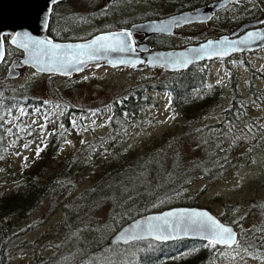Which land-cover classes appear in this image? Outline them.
Masks as SVG:
<instances>
[{"label": "rangeland", "instance_id": "obj_1", "mask_svg": "<svg viewBox=\"0 0 264 264\" xmlns=\"http://www.w3.org/2000/svg\"><path fill=\"white\" fill-rule=\"evenodd\" d=\"M248 5L250 4L240 7L233 5L228 8V13L224 11L205 27L198 26L195 31H180L176 34L174 43H180L198 33L204 35L210 32L215 36L232 30L234 26L231 28L232 24L228 23L231 19L227 21V16L232 13L242 14L241 11L245 13ZM89 30L90 27L86 25L77 35ZM7 47L10 54L13 48L10 45ZM7 65L0 66V81ZM204 67L208 83L221 85L222 95L214 105L206 109L201 117L202 121L185 122L180 110L172 105L168 91L151 90L150 102L143 103L137 116L124 128L117 146L108 152L113 158L125 152L137 158L146 153L149 144H154L156 139H161L163 133H167L170 138L165 142L166 145L174 152L189 156L194 154L191 129L218 124L219 134H222L228 128L226 137L235 142L222 176L208 184L200 176H195L181 191L153 201L148 206V211L169 208L180 198L192 197L200 207L206 205L213 214L221 216V220L233 224L238 234L232 247H218L204 242L210 249L211 264H264V108L248 92L250 78L254 89L264 97V49L234 54L226 60L214 59ZM167 75L168 72H160L155 68L94 65L70 77L41 75L26 68L21 69L15 79L4 81L3 84L24 86L40 101L41 108L28 119L35 125L38 133L43 128L47 131L53 125L55 119L52 117L45 122L47 127L42 124L52 111L53 114L56 112L54 108L59 103H68L78 110L76 114L69 115L70 126L65 133L63 146L57 148L53 164L61 167L64 159L74 157L71 176L68 173L67 178L70 179L69 189L63 195V189L55 188L41 197L39 205L28 212L25 218L12 219L11 232L15 234L14 240L7 251V258L0 264H107V259L114 251L112 245H107V240L122 224L116 228L115 222L107 218V212L101 210L95 212L85 224H80L79 228L63 227L65 216L70 221L82 212L80 209L78 214L75 213V198L98 181L101 160L105 159L101 152L80 153L79 149L82 143H90L96 136L111 132L110 111L114 98L124 91L153 80H161ZM231 77L236 80L238 96L246 105L244 109L247 115L238 116L234 126L225 121V110L229 107L232 96ZM146 94L147 91L141 93L143 98ZM250 119L263 125L244 144L241 141L245 138H242L245 132L243 122ZM214 130L215 128H209L211 132ZM43 148V133L32 134L14 145L0 164V188L21 189L24 178L20 175L29 170L39 155L45 152ZM66 208L68 210L65 212ZM259 243L263 244L259 246Z\"/></svg>", "mask_w": 264, "mask_h": 264}, {"label": "trees", "instance_id": "obj_2", "mask_svg": "<svg viewBox=\"0 0 264 264\" xmlns=\"http://www.w3.org/2000/svg\"><path fill=\"white\" fill-rule=\"evenodd\" d=\"M263 4L264 0H261L253 10L228 15L226 19H231L228 21L232 24L231 28L252 12H256V8L262 13ZM3 83L4 81H0V164L14 145L32 134L43 133L45 152L39 155L29 170L20 175L24 178L21 189L0 188V263L7 258V251L14 240L15 234L11 232L12 219L25 218L28 212L39 205L41 197L55 188L63 189V195L69 189L70 179L67 178L73 167L74 157L64 159L61 167H55L53 164L57 148L64 143L65 133L70 126L69 115L76 114L78 110L68 103H59L54 108L56 112L53 114L52 111L53 115L50 113L42 124L47 127L45 122L50 121L49 117H52L55 119L53 125H50L47 131L43 128L41 133H38L35 125L28 119L33 112L39 111L40 101L24 86ZM230 89L232 96L229 107L225 110V121L234 126L238 116H247L244 109L246 105L238 96V87L233 77L230 78ZM151 90L168 91L172 105L180 110L187 123L202 121L201 117L206 113V109L214 105L222 95L221 85L209 84L206 68L196 65L181 72H171L161 80H153L129 89L114 98L110 111L111 132L96 136L90 143H82L79 149L80 153L101 152V156H105V159L101 160L99 179L76 196L75 213L78 214L80 209L82 212L70 221L65 216L63 227L79 228L80 224L88 222L95 212L105 210L107 218L115 222V227L118 228L131 218L147 212L148 206L156 199L181 191L191 183L193 177L200 176L208 184L222 176L230 161L235 140L226 137L228 128L224 134H219L218 124L191 129L194 154L189 156L174 152L166 145L165 142L170 138L167 133H163L161 139H156L154 144H149L143 156L136 158L126 152L117 158L110 156L108 151L117 146L124 134V128L137 116L143 103L152 99ZM248 90L264 108V97L254 89L250 78ZM142 91H147L145 98L141 95ZM262 125L253 119L243 122L245 132L242 138H245L241 141L245 144L249 136L260 131ZM209 128H215L214 132L209 131ZM262 205L264 208V203ZM173 206L200 207L192 197L180 198ZM204 208L208 209L206 205ZM261 244L263 243L258 245ZM112 246L114 251L110 258L108 257L107 264H211L210 249L201 241L178 239L161 243L145 239ZM183 252L186 255L182 256Z\"/></svg>", "mask_w": 264, "mask_h": 264}, {"label": "water", "instance_id": "obj_3", "mask_svg": "<svg viewBox=\"0 0 264 264\" xmlns=\"http://www.w3.org/2000/svg\"><path fill=\"white\" fill-rule=\"evenodd\" d=\"M58 1L0 0V62L4 56L3 35H8L9 43L22 53L21 57L12 58L3 79L18 77V69L23 66L39 73L61 76L77 74L86 66L102 63L131 68L144 64L160 66L162 71H180L195 62L264 49V25L257 26L261 18L241 24L231 34L207 38L179 49L146 52V46H141L138 48L142 52L137 53L132 50L128 32L122 30L100 32L73 42L55 41L47 36L46 28L51 6ZM235 1L240 0H213L206 6L133 25L130 31L145 35L169 34L174 27L208 21L216 10ZM251 26L256 27L248 28ZM143 239L157 242L198 240L231 247L237 240V231L206 208L173 206L148 211L128 220L116 229L107 245Z\"/></svg>", "mask_w": 264, "mask_h": 264}, {"label": "flooded vegetation", "instance_id": "obj_4", "mask_svg": "<svg viewBox=\"0 0 264 264\" xmlns=\"http://www.w3.org/2000/svg\"><path fill=\"white\" fill-rule=\"evenodd\" d=\"M211 1L213 0H109L108 2H106V0H60L51 6L46 33L54 40L72 42L88 39L100 32L122 30L128 32V37L132 43V50L139 53L142 52L141 49L138 48L141 46H146L145 51L151 52L155 50L179 49L188 45L197 44L207 38L216 37L220 34H231V32L239 27L240 24L250 22L258 18H261V21L257 26L264 25V11H262V13L260 12V14L258 12V8H256V12H252L250 16L241 21L230 31H225L215 36H212L210 32L204 35H200L198 33V35H193L189 39H185L180 43H174V38L180 31H195L198 26L205 27V25L211 23L216 16L224 13V11H226L225 13H228V8L233 5L240 7L250 4L246 7V9L253 10L255 7H258L259 2L261 1L242 0L232 2L227 6L216 10L208 21H199L174 27L173 31L169 34L145 35L143 32L130 31V28L133 25L150 20L163 19L181 11L206 6ZM59 6H61V8H58ZM262 6L264 8V4ZM255 16L257 17L254 18ZM86 25L90 27V30L77 35L79 30ZM254 27L256 26L248 28ZM243 32L244 30L239 32L238 35ZM15 56H21V52L13 49V51L9 54L8 47L4 46V57L1 65L3 64L6 66L8 61ZM209 61L210 60H205L192 63L189 68L196 65L204 67ZM96 65L107 66L105 64ZM120 67L127 66L114 68ZM143 68L146 69L150 67H147L144 64H139L136 67V69ZM151 68H155L160 72L162 71L161 67ZM21 69H26V67ZM61 146H63V143Z\"/></svg>", "mask_w": 264, "mask_h": 264}]
</instances>
